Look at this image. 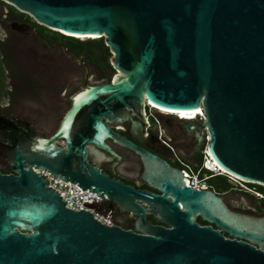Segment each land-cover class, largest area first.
Masks as SVG:
<instances>
[{"label": "water", "instance_id": "95a60500", "mask_svg": "<svg viewBox=\"0 0 264 264\" xmlns=\"http://www.w3.org/2000/svg\"><path fill=\"white\" fill-rule=\"evenodd\" d=\"M6 1L64 35L104 36L117 71L86 82L50 135L0 114V156L12 170H0V264H264V214L233 210L223 195L191 186L101 118L132 119L125 107L144 116L145 99L202 108L204 115L177 118L195 136L194 150L229 176L264 186V0ZM139 125L132 119L135 134ZM108 137L141 157L142 177L161 193L89 161V143L121 159ZM33 167L97 192L101 202L82 204L105 217L115 206L131 212L134 228L67 207ZM147 213L167 226L151 224Z\"/></svg>", "mask_w": 264, "mask_h": 264}, {"label": "flooded vegetation", "instance_id": "af4514ba", "mask_svg": "<svg viewBox=\"0 0 264 264\" xmlns=\"http://www.w3.org/2000/svg\"><path fill=\"white\" fill-rule=\"evenodd\" d=\"M22 12L10 8L0 12V114L11 119L27 121L36 132L48 135L38 129L35 117L24 114H53L49 122L52 127L67 104L66 92L82 84L83 87L79 89L81 90L86 82L96 84L110 80V61L104 52L98 50V43L82 45L67 41L50 29L37 26ZM25 25L29 29L23 28ZM71 100L72 98L68 108ZM124 112L140 124L135 129L136 134L131 118L120 119L119 115L112 120L105 116L101 118L121 137L148 149L165 159L172 167L179 169L187 178L188 184L194 177L202 179L199 174L202 169L207 168L208 156L203 148L194 150L197 141L195 136L186 133L177 121L178 117L183 116L181 113L178 115V111L160 108L147 99L144 101V116L132 107H125ZM6 142L7 140L0 136V143ZM106 142L121 155V159L117 160L107 151L89 143L88 159L93 165L126 185L161 193L142 177L144 165L137 153L117 143L112 137H108ZM114 162L116 163L113 165ZM0 163L7 165L2 156ZM220 172L222 171L216 174ZM231 180L234 179L231 177ZM235 181L242 184L241 187L232 186L224 191H218L206 182L208 188L224 196L231 209L250 214H264V204L258 209L256 200L247 206L238 204L243 194L256 196L259 192L261 197H264V192L257 190L255 186L248 187L241 181ZM111 214L116 224L127 229L134 228L136 216L131 212L121 211L115 206L111 209ZM146 218L151 224L167 226L151 213H147ZM196 221L200 225L208 224L201 217H197ZM212 226L216 228L214 224ZM224 235L228 237L226 232Z\"/></svg>", "mask_w": 264, "mask_h": 264}, {"label": "rangeland", "instance_id": "374dc122", "mask_svg": "<svg viewBox=\"0 0 264 264\" xmlns=\"http://www.w3.org/2000/svg\"><path fill=\"white\" fill-rule=\"evenodd\" d=\"M8 8H10V9H14V10H18V11H20L19 9H17L14 5H12V4H10L9 2H7L6 0H0V12L1 11H3L4 9H8ZM22 13H24V14H26L27 15V17L28 18H30V19H32L34 22H37L31 15H29L28 13H26V12H22ZM48 28V27H47ZM48 29H50V28H48ZM51 31H55V30H53V29H50ZM65 40H67V41H74V40H72V39H68V38H65V37H63ZM75 38H77V39H79V40H81V41H83V42H88V41H92L93 43H98L99 44V48H98V50L99 51H102V52H104L105 53V56H106V58H107V60L108 61H110L109 63H108V65H109V67H110V70H109V74H108V79H111L113 76H114V74L116 73V69L114 68V66L112 65V62H111V57H112V55H113V53H112V51H111V49L107 46V44H106V42H105V38H104V36H98V37H88V36H75ZM83 87V85L81 84V85H79L77 88H74V89H71V90H69V91H67L66 92V95H67V98H68V100H67V104H66V106L61 110V112L59 113V115L57 116V120H56V122H55V124L52 126V127H50V125H49V122H51V120H52V116H53V114H24V115H27V116H32V117H35V119H36V123H37V127H38V129L40 130H43V132L45 133V134H48V135H50L51 133H53V131L55 130V128L57 127V124H58V122H59V120H60V118H61V116L63 115V113H64V111L68 108V106H69V104H70V99L72 98V96L76 93V91H78L80 88H82ZM3 166V164H1L0 163V167H2ZM207 167V166H206ZM213 173H217V171L216 170H211ZM211 175V174H210ZM210 175H207L206 177H203L202 179H206V181H207V179H208V177H210ZM202 179H200L199 177H198V181L200 180H202ZM199 181V182H200ZM215 182H217L218 183V185L216 184L215 186H214V188H216V189H218V187H221V186H223V184L225 183V178L223 177V176H220V177H217L216 179H215ZM230 182H231V186H230V188L232 187V186H236V187H241V185L242 184H239L238 182H236L235 180H231L230 179ZM243 183V185H247L248 187H253L252 185H249V184H245L246 182H242ZM256 196H250V195H247V194H243L242 195V197L239 199V201H238V204L239 205H241V206H247V205H250V204H252L255 200L257 201V207H258V209H261L262 208V206H263V202L260 200V198L259 197H261V196H259V195H257V194H255ZM253 201V202H252Z\"/></svg>", "mask_w": 264, "mask_h": 264}, {"label": "built area", "instance_id": "2783aa9c", "mask_svg": "<svg viewBox=\"0 0 264 264\" xmlns=\"http://www.w3.org/2000/svg\"><path fill=\"white\" fill-rule=\"evenodd\" d=\"M174 113V112H173ZM33 169L38 172L39 174H44L49 180L48 186H51L56 191L59 192V194L62 196V199L66 202V206L75 210H88L93 213L94 217L101 222L107 223V224H116L111 219H108L111 217V210L109 209L108 213L106 214V217L104 214L97 213L96 210H94V207H88L86 205H83L82 203H85V201L92 202L97 201L101 202L102 196H99L97 192L90 191L89 189H82L77 183H73L70 181H66L58 176H55L51 174L50 172L46 171L43 168H36L33 167ZM221 171L220 169L216 170ZM223 172V171H222ZM234 180H238L234 177H232ZM200 181V180H199ZM198 181L197 177H194L190 180V185L197 188L206 189L208 188L207 182L205 179H202L200 182ZM240 181V180H238ZM242 182V181H241ZM257 195L261 196L260 193H256ZM110 213V214H109Z\"/></svg>", "mask_w": 264, "mask_h": 264}, {"label": "trees", "instance_id": "16d2710c", "mask_svg": "<svg viewBox=\"0 0 264 264\" xmlns=\"http://www.w3.org/2000/svg\"><path fill=\"white\" fill-rule=\"evenodd\" d=\"M35 24L37 26H41V27L47 28L46 26H44L42 24H39L37 22H35ZM53 32L56 33V34H59V35H61L63 37H65V38L72 39L75 42H77L78 44H82L83 45L85 43H93L92 41L83 42V41H81V40H79V39H77L75 37L64 35V34L58 32V31H53ZM0 170L2 172H4V173L12 172V170L10 169V167L8 165H5V164L2 167H0ZM199 175H200L201 178L206 177L207 175H210V177H208V179H207V182L212 187H214L216 184L218 185V183L215 182V179L217 177L223 176L225 178V183L223 184V186L218 187V189H217L218 191H224V190L228 189L231 186V182H230L231 176H229L228 174H226L224 172H220L219 174H214V173H212V171L210 169H207V168L205 169L204 168V169H202L200 171V174ZM245 184H249V185L255 186L257 188V190L264 192V186H262V185L254 184V183H247V182ZM259 198L264 203V197H259ZM203 223H206V222H203Z\"/></svg>", "mask_w": 264, "mask_h": 264}, {"label": "bare ground", "instance_id": "6f19581e", "mask_svg": "<svg viewBox=\"0 0 264 264\" xmlns=\"http://www.w3.org/2000/svg\"><path fill=\"white\" fill-rule=\"evenodd\" d=\"M67 34H71V33H67ZM74 36H88V37H98L99 35H90V34H87V35H83V34H72ZM162 108V107H160ZM165 109V108H163ZM166 110H170V109H166ZM170 111H177V110H170ZM182 114L183 116L182 117H189V116H193V115H196V114H200V115H204L203 114V110L202 108H198L196 110H193V111H178L177 114ZM206 166L207 168H209L210 170H218V169H222L220 166H218L216 163H214L212 160H210V157H208V159L206 160Z\"/></svg>", "mask_w": 264, "mask_h": 264}, {"label": "snow or ice", "instance_id": "6c2138e0", "mask_svg": "<svg viewBox=\"0 0 264 264\" xmlns=\"http://www.w3.org/2000/svg\"><path fill=\"white\" fill-rule=\"evenodd\" d=\"M77 99H78V97H77Z\"/></svg>", "mask_w": 264, "mask_h": 264}]
</instances>
